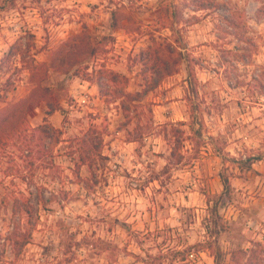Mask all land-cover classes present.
Segmentation results:
<instances>
[{
    "label": "rangeland",
    "instance_id": "rangeland-1",
    "mask_svg": "<svg viewBox=\"0 0 264 264\" xmlns=\"http://www.w3.org/2000/svg\"><path fill=\"white\" fill-rule=\"evenodd\" d=\"M206 2L194 11L192 0H0V89L9 86L11 103L31 88L24 63H50L79 35L95 44L111 34L96 56L72 54L88 66L73 67L82 75L48 72L61 109L48 116L42 102L26 130L1 138L0 264H264V251L247 254L264 242V0ZM173 5L179 36L160 28ZM119 8L132 18L128 31L110 29ZM153 32L191 54L194 95L183 65L151 89L154 73L140 60ZM111 74L144 93L128 123ZM45 120L62 134L41 148L32 128ZM83 136L104 139L103 158L77 174ZM247 157L251 170L238 163Z\"/></svg>",
    "mask_w": 264,
    "mask_h": 264
},
{
    "label": "trees",
    "instance_id": "trees-1",
    "mask_svg": "<svg viewBox=\"0 0 264 264\" xmlns=\"http://www.w3.org/2000/svg\"><path fill=\"white\" fill-rule=\"evenodd\" d=\"M10 2L14 3V0H10ZM192 3L195 5L194 11H200L208 8V6L206 5V0H192ZM121 9L122 8H119L118 10L112 11L111 13L110 29H112L113 31H116L118 29H124L127 31L130 30V28H128V25L130 24V22H132V18L129 14L125 12L120 13ZM162 11L165 14L164 17H166L167 19L173 17L174 19L173 21L167 24L162 23L160 28H169L173 34L179 36L180 29L178 28V26L180 24H178V22L176 21L177 7L173 5V9L171 11L170 7L166 6L162 9ZM192 18L194 20H190V24L197 23L198 18L194 16H192ZM231 25L233 27H236L234 22H231ZM155 32L160 33V30H155ZM155 32L152 33V37L154 38L153 44L151 46L149 45L146 50L141 51V54H144V57H141L140 60V63L143 67H148L147 69L152 70L154 73L155 79L151 89H155L156 87H158L166 78L177 74L179 66L183 65L186 71V82L188 85V91L190 92V94L194 95L196 93V62H194V59L191 57V54H189L185 46L181 47L174 43L157 42L154 36ZM107 37H111V34H104L101 37V40L94 44L87 34L86 36L79 35V42L75 43L71 47V49L64 51L59 48V50H56L50 59V63H39L35 60L24 63V68L27 69V72L29 73L28 81L31 85L27 96L18 100L17 102L11 103L8 101L7 97L10 91L9 86L7 85L6 88L0 89V108L1 106H3L0 110V141L2 140L1 138L6 136L7 134L15 135L16 133H22L24 125L26 130L29 126L26 121V115L28 114L29 110H31V108H35L40 103H46L48 108V116L53 115L54 112L61 109L59 102L54 100V88L44 83L49 78L48 72L50 70H53L62 71L72 76L82 75V71L77 70L76 68L73 69V67L79 68V66H84V68L82 69L85 70L88 69V66L86 64L82 65L84 61L77 60L76 58H74L73 55H76L77 53L81 57L96 56L100 51H98L99 45H101L102 40L107 39ZM175 42L178 43V40H176ZM12 48L13 47H11L10 53L2 60L4 64L5 61L8 60V58L10 57V54L13 52ZM72 50L76 52H71ZM108 77L111 82L115 83L118 82V80L120 79V82L123 84L122 87H120L119 91H117L116 89L113 91L112 99L120 100L124 113V118L128 123L131 119V105L137 102H141L144 98V93L142 94L139 92H127L126 89L128 85V79L125 76H122L120 74H111L108 75ZM110 101L113 100H106V102ZM192 129L195 130V134L198 137H201V132L199 130H196L195 128ZM32 131L33 137L35 136V133L38 134V139L40 140L41 148L43 147L45 141L49 138H52L53 136L56 137L55 143H59L60 135L62 134L61 130L55 129L49 124H46V120L43 125L32 128ZM75 141L77 144L75 151L78 153L79 157V162L77 163L78 174L82 166H93L95 162L103 158L102 150L104 147V139L102 137L91 138L89 136H83L76 138ZM34 147L35 145L32 142L28 143L27 152H32L34 150ZM216 151V153L222 157L221 151L219 149H217ZM255 161L256 159L250 157L245 158V160H242V158L238 159V163L241 165V169L248 170L252 169V165L255 163ZM220 178L225 193H230L231 184L229 181V177L225 174H220ZM216 209L217 208L215 206V216H217ZM28 239L29 236L25 235L15 241V244L19 246V251L29 243ZM261 251H264V242H254L253 246L247 251L249 259H257L258 254ZM16 253L17 254L15 256L17 258L19 255L18 252Z\"/></svg>",
    "mask_w": 264,
    "mask_h": 264
}]
</instances>
